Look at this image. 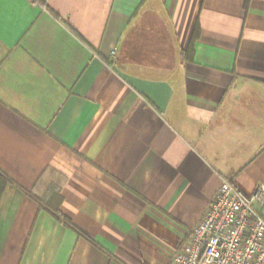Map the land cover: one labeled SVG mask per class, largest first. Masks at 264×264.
I'll list each match as a JSON object with an SVG mask.
<instances>
[{
	"label": "crops",
	"instance_id": "obj_1",
	"mask_svg": "<svg viewBox=\"0 0 264 264\" xmlns=\"http://www.w3.org/2000/svg\"><path fill=\"white\" fill-rule=\"evenodd\" d=\"M224 180L264 184V0H0V264H170Z\"/></svg>",
	"mask_w": 264,
	"mask_h": 264
},
{
	"label": "built area",
	"instance_id": "obj_2",
	"mask_svg": "<svg viewBox=\"0 0 264 264\" xmlns=\"http://www.w3.org/2000/svg\"><path fill=\"white\" fill-rule=\"evenodd\" d=\"M264 184L246 197L224 180L170 264H264Z\"/></svg>",
	"mask_w": 264,
	"mask_h": 264
},
{
	"label": "trees",
	"instance_id": "obj_3",
	"mask_svg": "<svg viewBox=\"0 0 264 264\" xmlns=\"http://www.w3.org/2000/svg\"><path fill=\"white\" fill-rule=\"evenodd\" d=\"M198 36H199V26L197 25L196 28H195V30H194V33H193L191 42H190V44L188 46L187 52H186L189 56L190 55L192 56L194 54L195 42H196ZM190 59H192V58H190ZM53 213L55 214V216L57 217V219L63 221L67 225H71V222L69 221V219L66 218L64 215H62L60 213L58 207H56V208L53 209Z\"/></svg>",
	"mask_w": 264,
	"mask_h": 264
}]
</instances>
